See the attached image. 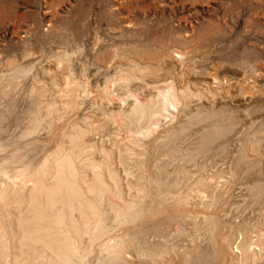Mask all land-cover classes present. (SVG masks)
<instances>
[{
    "label": "rangeland",
    "instance_id": "obj_1",
    "mask_svg": "<svg viewBox=\"0 0 264 264\" xmlns=\"http://www.w3.org/2000/svg\"><path fill=\"white\" fill-rule=\"evenodd\" d=\"M173 49L184 52L182 61L167 56ZM159 52V59L149 58L155 56L149 53ZM65 57L67 67L60 68L57 60ZM133 62L144 63L159 75L154 77L148 70L144 78L150 84H145L141 92H155L150 89L152 80L170 76L178 88L195 93L189 106L173 111L175 119L163 123L156 138L145 140L150 164L154 161V143L202 107L199 119L169 143V148H159L162 155L156 154L163 159L165 153L191 149L204 132L211 131L206 162L226 169L242 152L240 143L247 140L248 159L237 168L233 166L235 175L214 214L227 234L233 221L241 230L264 229V0H0V71L10 66L31 68L18 86L0 94V141L9 144L0 151V163L13 158L39 165L59 144H67L65 136L72 124L89 126L85 139L95 146L102 143L109 147L114 143L115 130L106 119V111L119 113L127 105L116 95L109 102L100 88L116 69H132ZM70 74L77 81L90 82L91 96L79 99L50 131L19 141L32 109L30 85L39 87L41 99L50 101L56 96L55 84L64 86L63 80ZM41 83L46 88L42 89ZM223 128V133L216 132ZM115 158L112 162L123 177L121 166L127 158ZM198 161L202 163V158ZM189 165L187 169L192 170ZM193 200L197 204L192 208L205 209L204 204ZM154 226L147 224L144 230L153 233ZM182 226L188 232L192 230L191 224ZM202 255L208 260L203 261L205 264H223L216 263L207 240L197 264H202ZM258 256L255 264H264V253Z\"/></svg>",
    "mask_w": 264,
    "mask_h": 264
},
{
    "label": "bare ground",
    "instance_id": "obj_2",
    "mask_svg": "<svg viewBox=\"0 0 264 264\" xmlns=\"http://www.w3.org/2000/svg\"><path fill=\"white\" fill-rule=\"evenodd\" d=\"M149 54L155 55L149 57L155 60L162 53ZM167 56L182 61L184 52L173 49ZM64 61H68L66 57L57 60L60 68L67 67ZM133 63L132 69H116L99 89L109 102L116 95L127 105L119 113L106 111V119L115 130L114 143L109 147L102 143L95 146L85 139L89 126L72 124L65 136L67 144H59L39 165L13 158L1 161L0 264H197L205 240L216 263L255 264L257 256L264 253L263 228L241 230L233 221L230 227L227 225V234L214 214L235 175L233 168L248 159L250 143H240L242 152L226 169L206 162L211 131L204 132L191 149L177 152L173 148L175 151L161 159L156 154L158 149L168 147L194 119L198 120L203 114L201 107L177 129L155 140L154 161L150 164L145 140L153 139L163 123L175 119L174 110L189 106L195 93L178 88L172 77L165 76L153 79L150 89L155 92L145 94L141 88L150 84L144 78L148 70L154 77L159 75L144 63ZM28 73L31 68L23 66L0 71V94L18 86ZM64 79L62 87L53 82L56 96L50 101L41 99L39 87L30 85L32 109L19 141L50 131L79 99L91 96L87 80L77 81L72 74ZM224 131L226 128L216 130ZM8 145L0 141V151ZM115 157L127 158L121 166L123 177L112 162ZM188 163L192 170L187 169ZM193 199L205 209L192 208L197 204ZM210 206L214 208L208 211ZM150 223L155 224L153 233L144 230ZM185 223L191 224L192 230L181 228ZM179 234L186 239H177ZM203 256L200 258L205 264L208 260Z\"/></svg>",
    "mask_w": 264,
    "mask_h": 264
}]
</instances>
